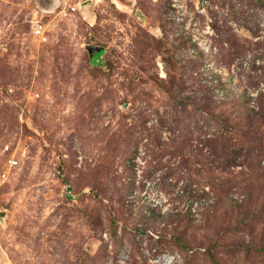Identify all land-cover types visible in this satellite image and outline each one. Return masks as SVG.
<instances>
[{"label":"rangeland","instance_id":"1","mask_svg":"<svg viewBox=\"0 0 264 264\" xmlns=\"http://www.w3.org/2000/svg\"><path fill=\"white\" fill-rule=\"evenodd\" d=\"M262 97L264 0H0V264H264Z\"/></svg>","mask_w":264,"mask_h":264},{"label":"trees","instance_id":"2","mask_svg":"<svg viewBox=\"0 0 264 264\" xmlns=\"http://www.w3.org/2000/svg\"><path fill=\"white\" fill-rule=\"evenodd\" d=\"M95 54V53H94ZM210 80H206V87H207V94H208V98L211 96L215 95V91L217 89V87L219 86V84H217V82H213L211 80V85H209ZM215 83V84H213ZM258 102H257V106L251 109V113L249 114L252 119L254 120H262L264 118V97L262 98H258ZM258 107V108H257ZM227 143H225L224 147H226Z\"/></svg>","mask_w":264,"mask_h":264},{"label":"water","instance_id":"3","mask_svg":"<svg viewBox=\"0 0 264 264\" xmlns=\"http://www.w3.org/2000/svg\"><path fill=\"white\" fill-rule=\"evenodd\" d=\"M88 49L90 50V51H92V50H96V51H98V50H100V47H98V46H88Z\"/></svg>","mask_w":264,"mask_h":264},{"label":"built area","instance_id":"4","mask_svg":"<svg viewBox=\"0 0 264 264\" xmlns=\"http://www.w3.org/2000/svg\"><path fill=\"white\" fill-rule=\"evenodd\" d=\"M13 163H16V162H13V161H12V164H13Z\"/></svg>","mask_w":264,"mask_h":264}]
</instances>
